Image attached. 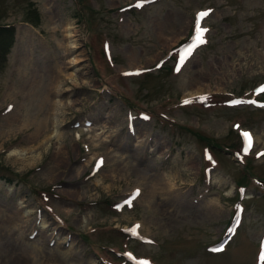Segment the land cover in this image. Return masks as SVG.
Instances as JSON below:
<instances>
[{"label": "rangeland", "instance_id": "1", "mask_svg": "<svg viewBox=\"0 0 264 264\" xmlns=\"http://www.w3.org/2000/svg\"><path fill=\"white\" fill-rule=\"evenodd\" d=\"M4 25L0 264L264 259V108L248 103L264 98V0H0ZM242 130L254 143L235 161Z\"/></svg>", "mask_w": 264, "mask_h": 264}, {"label": "bare ground", "instance_id": "2", "mask_svg": "<svg viewBox=\"0 0 264 264\" xmlns=\"http://www.w3.org/2000/svg\"><path fill=\"white\" fill-rule=\"evenodd\" d=\"M68 32H70V34H72V36H73V33L71 32V31H69L68 30ZM186 33V31L185 32H183V33H176L175 35H173L172 36V40H169L168 42L166 41V39H164V41H166V43H164L165 44V49H168V48H171L172 46H174L177 42H178V40L180 39V37L182 36V35H184ZM72 78V77H71ZM210 86H208V85H205L204 87H201V86H197V87H194L193 89H190L189 90V92L187 93L188 95H190V96H194L195 94H198V93H201L202 91H204V90H207V89H210L209 88ZM186 94V95H187ZM16 111V110H15ZM13 115V114H12ZM15 117V116H14ZM45 121H44V123H45V125H47V123L46 122H48L49 123V121H48V118H46V119H44ZM48 126V125H47ZM47 128V127H46ZM98 130V134L97 135H103V136H105V138L106 137H108L109 136V134H107L108 133V131L106 130V128L103 126V127H100L99 129H97ZM54 132H55V130H53V132H52V134H54ZM52 134H50V135H48L46 138L47 139H49V138H51V135ZM58 137H60V135H58ZM41 144V143H40ZM252 145H253V142H252ZM58 150H59V154L60 153H62V150H63V148L61 147V148H58ZM193 164H194V162H193V160L191 161ZM62 166H61V161L60 162H58V163H56L53 167H51L50 169H49V173H47V177H48V179H49V181H55L56 180V178L59 176V175H57L56 174V172L57 171H59L60 169L59 168H61ZM144 172V171H143ZM137 174V173H136ZM141 174V173H140ZM148 174V173H147ZM145 176H146V174H145ZM148 176V175H147ZM146 176V177H147ZM143 176L141 175L139 178L141 179ZM147 178H150V177H147ZM170 179H171V177H170ZM154 180V179H153ZM219 180V179H218ZM160 181V180H159ZM221 181V180H220ZM150 182V181H149ZM154 182V181H153ZM157 182H158V180H157ZM140 183V182H139ZM148 183V182H147ZM170 183V182H169ZM173 183V182H172ZM175 183V182H174ZM164 184V183H163ZM140 185V184H139ZM141 185H147V184H144V182L143 181H141ZM160 185V184H159ZM173 186V185H172ZM147 187V186H146ZM156 187V186H155ZM155 187L154 186H152V185H150L149 186V188H148V193H149V195H150V197L149 198H151V201L150 202H154L155 204H157V205H159V203L161 202V200L163 199V197H162V195L160 194V192L157 190V189H155ZM171 188V187H170ZM173 188V187H172ZM147 189V188H146ZM160 189V188H159ZM139 190V189H138ZM171 190V189H170ZM175 191V190H174ZM232 192V191H231ZM180 194V193H179ZM141 195V194H140ZM165 195H166V193H165ZM176 195V194H175ZM181 196V195H180ZM171 197L173 198V196L171 195ZM170 197V198H171ZM168 199V198H167ZM174 199V198H173ZM177 199V198H176ZM173 202V201H172ZM216 202V201H215ZM214 203V202H213ZM217 204V203H216ZM219 204V203H218ZM152 205V204H151ZM214 206V205H213ZM218 206V205H217ZM47 223V222H46ZM46 228H47V226H46ZM137 228V227H136ZM42 229H43V227H42ZM143 232V231H142Z\"/></svg>", "mask_w": 264, "mask_h": 264}, {"label": "snow or ice", "instance_id": "3", "mask_svg": "<svg viewBox=\"0 0 264 264\" xmlns=\"http://www.w3.org/2000/svg\"><path fill=\"white\" fill-rule=\"evenodd\" d=\"M138 6H141V5H138ZM207 15L208 13H200L199 17L197 18V22H196L197 38H198V43L200 44L206 43V41L203 39V36H204V33L207 31V29H203L200 27V20L203 19ZM189 51H191V49ZM261 91H264V88H262ZM186 103L188 102L186 101ZM237 103H243V101H237ZM248 103H255V101H249ZM244 137L247 140V147L245 151H248L252 147V138L250 134L248 133H244ZM216 251H220V249H216Z\"/></svg>", "mask_w": 264, "mask_h": 264}, {"label": "trees", "instance_id": "4", "mask_svg": "<svg viewBox=\"0 0 264 264\" xmlns=\"http://www.w3.org/2000/svg\"><path fill=\"white\" fill-rule=\"evenodd\" d=\"M7 28H10V26L9 27H2V26H0V38L13 35V33H12L13 31L10 30L11 28L10 29H7ZM2 29H4V30H10V31H9V33H6ZM11 45H12V37H11L10 43L5 46L4 51L9 50V48L11 47Z\"/></svg>", "mask_w": 264, "mask_h": 264}]
</instances>
